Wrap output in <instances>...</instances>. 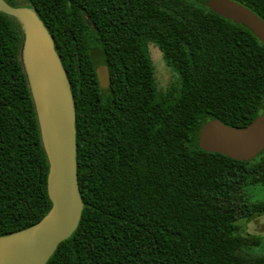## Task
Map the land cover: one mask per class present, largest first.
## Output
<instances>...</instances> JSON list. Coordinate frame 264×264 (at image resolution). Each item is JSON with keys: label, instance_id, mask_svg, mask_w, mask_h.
Returning <instances> with one entry per match:
<instances>
[{"label": "trees", "instance_id": "1", "mask_svg": "<svg viewBox=\"0 0 264 264\" xmlns=\"http://www.w3.org/2000/svg\"><path fill=\"white\" fill-rule=\"evenodd\" d=\"M51 38L74 104L78 187L72 236L47 264H264L241 233L264 216V151L236 161L199 148L208 122L264 112V46L207 0H3ZM264 21V0H231ZM25 35L0 14V238L41 221L49 163L23 65ZM175 76L158 87L149 47ZM109 85L101 89L95 68Z\"/></svg>", "mask_w": 264, "mask_h": 264}, {"label": "water", "instance_id": "2", "mask_svg": "<svg viewBox=\"0 0 264 264\" xmlns=\"http://www.w3.org/2000/svg\"><path fill=\"white\" fill-rule=\"evenodd\" d=\"M205 7L245 27L264 46V21L247 8L231 0H207ZM0 14L17 19L24 30L23 65L49 163L47 194L51 203L37 224L0 238V264H47L58 245L76 231L83 210L77 180L74 104L52 40L37 16L27 8H12L3 0ZM95 73L100 88H106V68L97 65ZM198 145L208 153L249 161L264 151V112L244 129L216 120L208 122L198 133Z\"/></svg>", "mask_w": 264, "mask_h": 264}, {"label": "rangeland", "instance_id": "3", "mask_svg": "<svg viewBox=\"0 0 264 264\" xmlns=\"http://www.w3.org/2000/svg\"><path fill=\"white\" fill-rule=\"evenodd\" d=\"M149 55L153 63L158 87L164 90L175 81V76L166 67L158 49L150 46ZM247 194L251 202H264V188L262 187H252L247 190ZM239 224L241 233L245 232V234L256 236L260 239L259 246L251 248L250 254L253 256L264 255V216L249 224H244L243 222Z\"/></svg>", "mask_w": 264, "mask_h": 264}]
</instances>
